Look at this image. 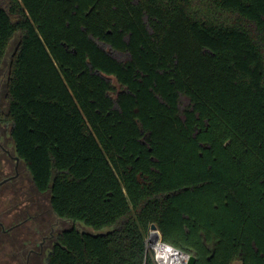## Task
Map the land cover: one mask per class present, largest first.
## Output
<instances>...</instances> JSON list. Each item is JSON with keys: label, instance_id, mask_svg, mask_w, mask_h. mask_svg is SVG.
Listing matches in <instances>:
<instances>
[{"label": "trees", "instance_id": "obj_1", "mask_svg": "<svg viewBox=\"0 0 264 264\" xmlns=\"http://www.w3.org/2000/svg\"><path fill=\"white\" fill-rule=\"evenodd\" d=\"M4 66L10 208L71 222L43 264H155L152 223L264 264V0H0Z\"/></svg>", "mask_w": 264, "mask_h": 264}, {"label": "flooded vegetation", "instance_id": "obj_2", "mask_svg": "<svg viewBox=\"0 0 264 264\" xmlns=\"http://www.w3.org/2000/svg\"><path fill=\"white\" fill-rule=\"evenodd\" d=\"M7 131H1L0 130V143L3 141L2 136ZM0 149L7 153L8 156H10L9 151L4 148L0 144ZM16 155H13L12 158L15 160V166L13 169V174L6 175L9 173L5 172V167H3L2 160L0 161V164L2 165V168H0V198L5 197V195H9V188L8 192H5V184H8L10 187V181L15 179L19 174V161L17 162ZM11 157V156H10ZM2 174V177H1ZM8 206L4 207V211L0 212V247H4L7 249L8 254H13V259L10 257L0 256V264H43L44 260L46 259V256L49 252L46 247L49 246V243L52 246V242L55 239V225L57 222L52 223L51 225L47 223H43V221L38 223L36 221V225H27L25 224V221L19 220L18 218H11V208L10 206L8 209H6ZM28 211V210H27ZM26 212L22 211L21 213ZM20 213V211H19ZM35 213V212H34ZM30 216H35L33 213L29 212ZM39 215V213H38ZM44 215V214H43ZM16 216V215H15ZM39 220V219H37ZM11 222V223H10ZM29 227V231L26 227ZM50 227V231L47 234H44L47 230L46 227ZM30 228L33 232L37 233V236H41V240L38 242L37 236L32 237L30 234ZM47 250V251H46ZM195 255V254H194ZM196 264L197 261H196Z\"/></svg>", "mask_w": 264, "mask_h": 264}, {"label": "rangeland", "instance_id": "obj_3", "mask_svg": "<svg viewBox=\"0 0 264 264\" xmlns=\"http://www.w3.org/2000/svg\"><path fill=\"white\" fill-rule=\"evenodd\" d=\"M10 51H11V49H10ZM6 73H7V67L6 66H4L3 67V70L1 71V76H0V87L3 85V82L5 81V78H6ZM2 142L0 143L4 148H6L8 151H9V153H10V156H8L7 155V153L6 152H4V151H2L1 149H0V161L2 160L3 162H1L2 163V165H3V167H5V172L6 173H9V174H6V175H11V174H13V173H11V172H13V169H14V166H15V160L12 158V156L13 155H15L14 154V150H13V143H12V140H11V138H10V136H9V134H8V132H6L3 136H2ZM2 165L0 164V168H2ZM5 192L7 193L8 192V188H9V186H8V184H5ZM10 189V188H9ZM16 195H5V197H1L0 198V212L2 213L5 209H4V207H6V206H11L10 205V203H12L13 204V199L14 198H17V197H15ZM22 198H23V196H21ZM18 199V198H17ZM19 199H20V197H19ZM12 201V202H11ZM8 207L6 208V209H8ZM34 211L36 212V208H34ZM10 214H11V218H15V215H16V211L15 210H12L11 209V212H10ZM25 216H22V218H24ZM43 217H45V219L46 220H50L47 224H49V225H51L52 223H54V222H57L56 223V227H55V233H57V231H59L60 229H62V228H64V227H67V226H70L71 224V222H68V221H66V220H58V221H56L55 220V218H52V216L51 215H49V213H45V215H43ZM43 217L41 216L40 218H39V222H41L42 220H43ZM21 218V217H20ZM45 221V220H44ZM11 223V222H10ZM27 224V223H26ZM28 225V224H27ZM30 226V225H29ZM27 229H28V231H29V227L27 226L26 227ZM46 231H45V233L44 234H47L49 231H50V227L48 226V227H46ZM32 232V230H31V228H30V233ZM160 233H161V231H160ZM149 235V234H148ZM161 236H162V233H161ZM37 239H38V242L41 240V236H37ZM151 243H152V239H151ZM47 248V250H49L50 248H51V244L49 243V246L48 247H46ZM46 250V251H47ZM8 251H7V249H5L4 247H0V256H2L3 254H4V256H7V257H10L11 259H13V254H8L7 253ZM148 254L150 255V256H154V250H153V248L150 246L149 247V249H148ZM18 264V263H17ZM32 264H34V263H32ZM233 264H242L241 263V261L240 260H236Z\"/></svg>", "mask_w": 264, "mask_h": 264}, {"label": "built area", "instance_id": "obj_4", "mask_svg": "<svg viewBox=\"0 0 264 264\" xmlns=\"http://www.w3.org/2000/svg\"><path fill=\"white\" fill-rule=\"evenodd\" d=\"M154 231H149V235L146 239L147 250L151 246L154 250L155 264H188L190 253L186 252L174 245L167 243L163 240L162 236L151 243V236ZM176 255L175 260H170V256Z\"/></svg>", "mask_w": 264, "mask_h": 264}, {"label": "water", "instance_id": "obj_5", "mask_svg": "<svg viewBox=\"0 0 264 264\" xmlns=\"http://www.w3.org/2000/svg\"><path fill=\"white\" fill-rule=\"evenodd\" d=\"M15 158H16V160L18 162L19 161V157L15 156ZM155 230H159V229H158V227H157V225L155 223H152L151 226H150V231H155ZM196 261H197L196 255L190 253L188 264H196Z\"/></svg>", "mask_w": 264, "mask_h": 264}, {"label": "bare ground", "instance_id": "obj_6", "mask_svg": "<svg viewBox=\"0 0 264 264\" xmlns=\"http://www.w3.org/2000/svg\"><path fill=\"white\" fill-rule=\"evenodd\" d=\"M150 239H152V244H156L154 241H155L156 239H158V238H157V237H151ZM176 258H177L176 255L170 256V260H175Z\"/></svg>", "mask_w": 264, "mask_h": 264}]
</instances>
